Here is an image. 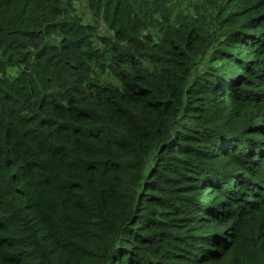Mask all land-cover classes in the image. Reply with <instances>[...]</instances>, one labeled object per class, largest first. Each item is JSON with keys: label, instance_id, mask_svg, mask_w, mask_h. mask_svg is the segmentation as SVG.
<instances>
[{"label": "trees", "instance_id": "trees-1", "mask_svg": "<svg viewBox=\"0 0 264 264\" xmlns=\"http://www.w3.org/2000/svg\"><path fill=\"white\" fill-rule=\"evenodd\" d=\"M86 1L112 37L0 0V264H264V0H227L203 76L202 29Z\"/></svg>", "mask_w": 264, "mask_h": 264}, {"label": "rangeland", "instance_id": "rangeland-1", "mask_svg": "<svg viewBox=\"0 0 264 264\" xmlns=\"http://www.w3.org/2000/svg\"><path fill=\"white\" fill-rule=\"evenodd\" d=\"M70 1L75 15L84 25L93 26L100 36H113L102 21L94 20L86 0ZM226 5H228L227 0H144L138 3L135 9L143 21L144 35L151 37L155 43H159L164 38L169 27L180 28L182 24H189L202 29L203 54L195 61V75L203 76L211 67L210 61L214 57V52L220 49L225 41L227 30L223 23L224 18L228 15ZM106 81L118 85L112 75H109ZM178 245L181 246V244ZM181 253L186 254L185 252ZM183 259L179 257L175 260L183 264H193L186 262V258ZM238 264L247 263L240 262Z\"/></svg>", "mask_w": 264, "mask_h": 264}]
</instances>
